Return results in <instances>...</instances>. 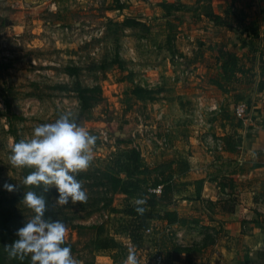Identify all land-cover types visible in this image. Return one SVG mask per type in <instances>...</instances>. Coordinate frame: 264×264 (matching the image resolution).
<instances>
[{
    "label": "rangeland",
    "instance_id": "rangeland-1",
    "mask_svg": "<svg viewBox=\"0 0 264 264\" xmlns=\"http://www.w3.org/2000/svg\"><path fill=\"white\" fill-rule=\"evenodd\" d=\"M189 1L186 6L193 8L200 0ZM184 8L181 4L159 8V13L142 17L137 0H0V219L11 225L0 232V241H6L5 234L17 237L16 231L33 215L22 202L31 190L45 196L48 217L68 228L65 242L79 264H124L129 249L135 250L140 264L153 258L158 227L149 223L151 236L134 242L129 238L133 226L130 219L113 213L122 206V198L105 177L104 163L122 146L119 142L139 148L145 140L142 151L146 145L157 146L156 140L166 138L160 129L168 122L187 125L189 121L202 130L198 127L202 124L194 122L196 96L186 100L184 110L175 116L170 110L166 113V103H160L158 95L164 90L171 96L167 91L173 89L166 88L167 83L184 82H171L168 77L174 74L169 68L171 57L179 54L170 48L171 41L187 42L182 29L189 19H200ZM206 10L203 7L200 13ZM165 12L170 13L168 18ZM161 28L163 34L158 32ZM159 45H166L170 55ZM154 80L160 84L153 85ZM176 102L182 105V98ZM68 110L97 140L90 167L76 175L87 190V202L54 207L55 188L43 193L25 187L23 179L31 170L12 168L8 156L13 142L30 138L35 127L54 122ZM202 115L203 123L213 122L212 113L203 110ZM249 115L248 107L243 121ZM194 135L203 139L197 132ZM144 158L149 178L167 166L166 159L149 154ZM5 183L17 185V190L7 191ZM99 225L116 242L112 250H92ZM0 249L5 256L4 248Z\"/></svg>",
    "mask_w": 264,
    "mask_h": 264
},
{
    "label": "crops",
    "instance_id": "crops-1",
    "mask_svg": "<svg viewBox=\"0 0 264 264\" xmlns=\"http://www.w3.org/2000/svg\"><path fill=\"white\" fill-rule=\"evenodd\" d=\"M189 2L137 0L142 17L159 13L160 7L156 6L163 3L184 5V11L201 19H189L182 29L187 42L171 41L170 48L181 55L189 74L181 84L167 83L166 88L173 89L167 91L171 96L165 95L164 90L158 91L162 98L160 103H166V113L170 110L177 116L182 108L184 110L186 100L194 95L205 108L214 104L216 110L211 113L215 116L224 105L230 111L233 93L239 92L244 101H248L250 115L240 128L219 126L213 121L206 122L208 126H203L202 131L190 126L189 121V126L168 122V126L160 129L162 132L158 129L167 138L165 146L157 144L150 149L146 145V150L139 149L141 160L144 154H149L156 159H166L171 168L177 161H185L187 170L183 176L173 178L179 183L197 182L179 188L172 195L171 210L177 214L180 224L149 222L158 227L157 238H154L153 258L150 260L147 256L143 264H264V86L258 77V58L264 52V0H200L193 8L189 7ZM203 7L207 9L205 14L200 13ZM206 13L254 23L256 34L250 36L245 29L215 26ZM158 32L163 34L164 30L161 28ZM219 45L235 53L244 70L251 68V85L233 83L221 89L215 85L219 64L215 48ZM162 46L158 47L169 56L166 45ZM160 75H156L159 81ZM178 97L182 98V105L176 102ZM172 99L174 101L169 103ZM155 106L153 103L152 107ZM196 132L203 135V139L196 137ZM229 134L238 137L233 151L225 150L223 143V138ZM208 136L212 141H208ZM141 143L143 147V140ZM165 227L169 228L168 232L163 231Z\"/></svg>",
    "mask_w": 264,
    "mask_h": 264
},
{
    "label": "clouds",
    "instance_id": "clouds-1",
    "mask_svg": "<svg viewBox=\"0 0 264 264\" xmlns=\"http://www.w3.org/2000/svg\"><path fill=\"white\" fill-rule=\"evenodd\" d=\"M96 140L68 110L54 122L35 127L30 138L13 142L8 162L12 168L31 170L23 179L25 187L38 188L43 193L55 188L54 207L83 204L88 193L76 175L90 167ZM4 188L14 192L17 185L5 183ZM22 202L33 215L16 231L18 238L5 246L9 258L23 260L30 256L31 264H79L71 248L62 246L68 235L66 225L60 220L45 219V196L30 190L24 193ZM135 204V210L142 215L141 205L146 200L137 199ZM124 264H140L134 249H129Z\"/></svg>",
    "mask_w": 264,
    "mask_h": 264
},
{
    "label": "trees",
    "instance_id": "trees-1",
    "mask_svg": "<svg viewBox=\"0 0 264 264\" xmlns=\"http://www.w3.org/2000/svg\"><path fill=\"white\" fill-rule=\"evenodd\" d=\"M160 8H172L173 5L159 4ZM169 16L170 13H166ZM206 17L215 26L229 28L232 30L245 29L250 36L256 34V27L254 23L247 24L244 20L237 19L231 16L219 17L216 15L206 13ZM215 53L219 59L217 69L216 84L219 89L224 85H231L237 83L249 86L253 83V75L250 73L251 68L244 70L242 66L238 64L239 58L233 52L227 50L225 45H219L215 48ZM258 77L264 86V52L259 55L258 58ZM244 79V81L241 80ZM233 105L244 102L248 105V101H244V96L239 92L233 93ZM213 121H217L219 126H232L235 128L241 127V120L235 118L229 108L224 105L219 109L214 116ZM118 141V139H117ZM120 141V140H119ZM225 150L233 151L232 146L238 144V137L235 134H229L223 138ZM122 146L118 148L111 156V158L104 163L106 168L105 177L113 185V191L121 196L122 206L118 210H113V213L121 215L131 220L132 229L128 230L129 238L134 242L137 239H142L143 231L148 228V224L151 221H163L167 225L180 224V219L177 214L171 210L173 208L172 195L179 188H183L187 185H194L197 182H183L179 183L178 179L173 177H182L183 172L187 170V164L185 161L179 160L176 162L173 168L170 165L165 166L164 170L154 174L152 178H149L148 171L146 170L138 151L129 146L127 142H119ZM159 186V192L154 193L151 190ZM146 200V204L141 205L144 208L143 214L137 213L135 210L137 205L135 201L137 199ZM45 219H50L45 213ZM51 220V219H50ZM11 228L10 224L1 223L0 219V232L5 233ZM144 228V229H143ZM143 230V231H142ZM139 231V234H138ZM142 231V232H141ZM140 233L142 235H140ZM18 237L11 236L0 241V246L4 248V255H0V264H30L29 257H25L23 260L18 258H9L5 251V246L10 245ZM65 247H70L72 252V246L65 242ZM117 246L112 237L106 236L103 228L99 225L95 228L94 240L92 242L93 251H106L112 250ZM1 251V249H0ZM3 254V253H2Z\"/></svg>",
    "mask_w": 264,
    "mask_h": 264
},
{
    "label": "built area",
    "instance_id": "built-area-1",
    "mask_svg": "<svg viewBox=\"0 0 264 264\" xmlns=\"http://www.w3.org/2000/svg\"><path fill=\"white\" fill-rule=\"evenodd\" d=\"M171 70L174 71V74L172 77H170V80L171 82L172 81H180L182 79H184L186 76H188V71L186 70V68H184V62H183V58L181 57V55L179 54H175L171 57ZM160 82L158 80H154L153 81V85H159ZM197 103H196V110H195V117H197V119L194 120L195 123H197V125H201V126H198V127H203V126H208L207 123H203V120H202V114H203V110L207 111L208 113L210 112H213L216 110V106L213 104V105H210L208 107H204L201 103V101L199 100V98L196 99ZM248 111V107L246 106V104L244 102H239L237 104H235L234 106H232L231 108V114L243 121L244 118H245V115ZM208 139V141H212V138H210V136L206 137ZM103 140H105V138H103ZM143 142L146 144L147 141L143 140ZM167 142V139L162 136L161 138H159L158 140H156V144L160 145V146H165ZM219 142H217V147L219 146ZM133 148L138 151L139 155H140V150H138L139 148L137 147H134ZM152 192L154 193H158L159 192V186L155 187L154 189L151 190ZM169 228L168 227H165L163 229L164 232H168ZM152 232H151V229L150 228H146L144 231H143V236H151Z\"/></svg>",
    "mask_w": 264,
    "mask_h": 264
},
{
    "label": "water",
    "instance_id": "water-1",
    "mask_svg": "<svg viewBox=\"0 0 264 264\" xmlns=\"http://www.w3.org/2000/svg\"><path fill=\"white\" fill-rule=\"evenodd\" d=\"M78 124H79V125H81V124H82V122H81V121H79V122H78ZM116 135H118V134H116Z\"/></svg>",
    "mask_w": 264,
    "mask_h": 264
}]
</instances>
